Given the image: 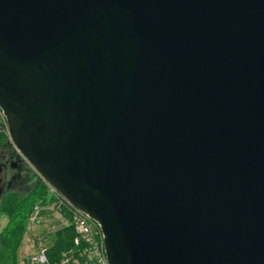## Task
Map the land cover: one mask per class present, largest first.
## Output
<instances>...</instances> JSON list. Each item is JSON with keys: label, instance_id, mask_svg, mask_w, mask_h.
Segmentation results:
<instances>
[{"label": "water", "instance_id": "water-1", "mask_svg": "<svg viewBox=\"0 0 264 264\" xmlns=\"http://www.w3.org/2000/svg\"><path fill=\"white\" fill-rule=\"evenodd\" d=\"M0 108L109 264H264V0H0Z\"/></svg>", "mask_w": 264, "mask_h": 264}, {"label": "trees", "instance_id": "trees-1", "mask_svg": "<svg viewBox=\"0 0 264 264\" xmlns=\"http://www.w3.org/2000/svg\"><path fill=\"white\" fill-rule=\"evenodd\" d=\"M10 143L9 136L0 125V151ZM34 185L23 195L12 194L2 200L0 212L9 219L6 227L0 231V264H19L18 250L28 231L29 218L37 205L47 207L51 205L52 196L49 186L37 175ZM31 196H37L35 203L28 204ZM75 230L65 226L57 232L46 244L49 261L54 264L61 258L62 253L72 250L75 241Z\"/></svg>", "mask_w": 264, "mask_h": 264}, {"label": "built area", "instance_id": "built-area-1", "mask_svg": "<svg viewBox=\"0 0 264 264\" xmlns=\"http://www.w3.org/2000/svg\"><path fill=\"white\" fill-rule=\"evenodd\" d=\"M0 125L9 136L7 120L1 108ZM49 188L52 201L49 209H47L59 214L65 222V226L73 227L76 234L75 247L70 251L62 253L60 260L54 264H109L100 225L88 215L72 206L54 189ZM47 209L40 205L34 208L29 218L30 227L41 219L42 214ZM30 258L32 264H52L48 258V250L43 245L40 247V252L37 255L30 256Z\"/></svg>", "mask_w": 264, "mask_h": 264}, {"label": "flooded vegetation", "instance_id": "flooded-vegetation-1", "mask_svg": "<svg viewBox=\"0 0 264 264\" xmlns=\"http://www.w3.org/2000/svg\"><path fill=\"white\" fill-rule=\"evenodd\" d=\"M36 173L9 143L0 151V204L12 194L23 195L36 182Z\"/></svg>", "mask_w": 264, "mask_h": 264}, {"label": "rangeland", "instance_id": "rangeland-1", "mask_svg": "<svg viewBox=\"0 0 264 264\" xmlns=\"http://www.w3.org/2000/svg\"><path fill=\"white\" fill-rule=\"evenodd\" d=\"M36 199H38L37 196H31L28 204H34ZM49 207L50 205L44 208L49 209ZM48 211L45 210V212L43 213L44 217L42 216L43 218L41 217L42 219L37 221L36 224H34L32 227H30L28 222V231L26 235H24V240L18 250L19 264H32L30 256L37 255L40 252L42 242L44 244L43 246H45L48 243V240L50 241V239L55 234H57V232L63 230V228L65 227V222L62 220V217L59 214L48 213ZM8 222L9 219L6 214L0 212V231L6 227ZM42 235L43 239H41ZM35 240H39L38 245L36 244Z\"/></svg>", "mask_w": 264, "mask_h": 264}, {"label": "crops", "instance_id": "crops-1", "mask_svg": "<svg viewBox=\"0 0 264 264\" xmlns=\"http://www.w3.org/2000/svg\"><path fill=\"white\" fill-rule=\"evenodd\" d=\"M46 211H48V210H46ZM48 213H53V212L48 211ZM48 213H47V214H48ZM42 216L44 217L43 214H42ZM42 216H41V217H42ZM43 217H42V218H43ZM42 218H41V219H42ZM41 239H43V235H42V238H41ZM41 239H40V242H41ZM36 242H37V245H38V244H39V243H38L39 240H36ZM40 244H41V243H40ZM42 245H44L43 242H42ZM40 246H41V245H40ZM45 246H46V245H45ZM45 246H44V247H45Z\"/></svg>", "mask_w": 264, "mask_h": 264}]
</instances>
